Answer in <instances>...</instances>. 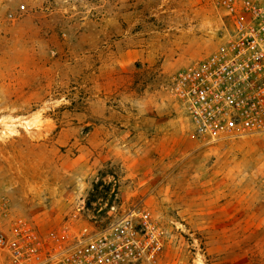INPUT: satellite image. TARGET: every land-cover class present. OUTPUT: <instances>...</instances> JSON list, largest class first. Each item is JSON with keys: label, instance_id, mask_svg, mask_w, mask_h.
I'll return each instance as SVG.
<instances>
[{"label": "rangeland", "instance_id": "1", "mask_svg": "<svg viewBox=\"0 0 264 264\" xmlns=\"http://www.w3.org/2000/svg\"><path fill=\"white\" fill-rule=\"evenodd\" d=\"M225 20L212 0H0L14 212L46 232L84 204L146 206L166 238L155 264H264V133L206 143L166 88Z\"/></svg>", "mask_w": 264, "mask_h": 264}, {"label": "built area", "instance_id": "2", "mask_svg": "<svg viewBox=\"0 0 264 264\" xmlns=\"http://www.w3.org/2000/svg\"><path fill=\"white\" fill-rule=\"evenodd\" d=\"M212 1L226 17L220 42L166 87L206 143L264 133V0ZM123 207L84 204L79 225L67 220L42 232L0 189V264H155L165 249L162 226L146 206Z\"/></svg>", "mask_w": 264, "mask_h": 264}]
</instances>
